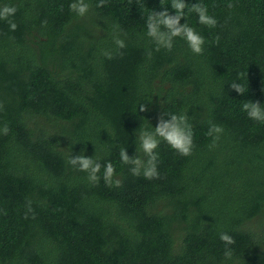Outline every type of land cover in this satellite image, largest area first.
<instances>
[{
  "label": "trees",
  "instance_id": "obj_1",
  "mask_svg": "<svg viewBox=\"0 0 264 264\" xmlns=\"http://www.w3.org/2000/svg\"><path fill=\"white\" fill-rule=\"evenodd\" d=\"M72 2L0 0L18 9L15 31L0 20V264H264V123L242 110L264 105V0H186L218 21L186 9L201 55L179 37L156 51L146 16L161 0H87L83 17ZM167 111L188 115L192 154L161 141L159 178L133 176L119 147L134 155ZM210 121L224 129L214 147ZM78 154L111 161L121 186L103 168L89 182L68 163Z\"/></svg>",
  "mask_w": 264,
  "mask_h": 264
},
{
  "label": "clouds",
  "instance_id": "obj_2",
  "mask_svg": "<svg viewBox=\"0 0 264 264\" xmlns=\"http://www.w3.org/2000/svg\"><path fill=\"white\" fill-rule=\"evenodd\" d=\"M106 0H99L97 7H104ZM163 10L151 12L146 16V29L147 36L152 39L156 45V51L166 49L171 51L174 47V40L176 38L183 39L194 54L201 55L204 51V45L206 43L205 38L196 30L194 26H191L186 19L187 13H195L198 17V23L210 28H215L218 24L215 16L210 15L208 5L198 2L189 6L186 0H171V9L175 10V14H172L167 9V6L163 4L161 0ZM227 7H233L232 4H228ZM70 11L76 13L78 16H85L91 9V5L87 0H74L69 5ZM17 7L12 5L0 6V20L8 22L11 31L17 29V24L9 19L17 12ZM184 20L186 22L181 23ZM45 25L47 21L43 22ZM119 28V25H116ZM219 41V36L216 38ZM114 43L118 49L126 47L125 40L120 38L119 35L114 36ZM104 55L108 59L113 58V54L110 51H105ZM151 51L148 52L149 58L151 57ZM231 89L240 94L245 95L248 90L244 84L240 82H231ZM2 107V105H0ZM147 104H141L139 111H148ZM242 110L247 113L248 118L264 123V105L259 101L245 100L242 103ZM164 116L169 117L165 119ZM210 127L207 135L213 138V142L210 147H214L220 139V135L224 129L221 125L209 122ZM4 134H7L9 129L7 126L3 129ZM161 141L166 142L172 149L183 156H189L195 147L194 143V131L192 125L189 123V117L186 113L176 114L167 111L164 113L158 121V124L151 130L145 128L136 134V153L129 155L128 149L119 147V157L124 165H128L129 171L133 176H141L145 179H158V162L159 154L157 149ZM68 163L76 168L78 171L86 172L88 174L89 182L98 184L101 177L98 175L103 168V180L108 187H120L122 184L121 179L116 175V169L111 161L102 164L100 160L94 157H87L84 155H71L68 159ZM28 211L32 212L31 202H28ZM27 219V213L25 215ZM220 239L226 245H232L235 243L234 238L227 234L221 233ZM225 260H231L233 257V251L231 248H226L224 251Z\"/></svg>",
  "mask_w": 264,
  "mask_h": 264
}]
</instances>
